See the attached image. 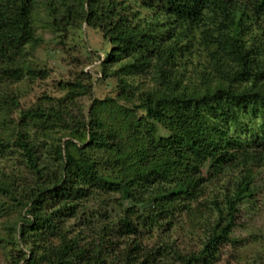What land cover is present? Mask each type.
Here are the masks:
<instances>
[{
  "label": "trees",
  "instance_id": "1",
  "mask_svg": "<svg viewBox=\"0 0 264 264\" xmlns=\"http://www.w3.org/2000/svg\"><path fill=\"white\" fill-rule=\"evenodd\" d=\"M43 2L56 32L84 23L100 29L114 46L104 66L121 57L124 62L116 72L122 77L118 97L95 99L88 121H70L62 109L22 112L27 124L21 122L17 145L33 184L18 193L0 180V193L13 202L8 206L22 208L21 225L14 229L30 247L28 264H157L151 261L162 247L149 252L139 237L120 249L119 239L139 232L136 221L158 225L193 211L206 184L242 165L243 176L229 183L223 200L213 199L218 219L201 250L176 252L173 262L208 264L221 242L233 240L239 205L253 198L248 166L264 161V0ZM38 4L0 0V84L34 73L23 55L27 45L40 41ZM202 53L207 58L196 68L199 83L186 69L190 56ZM148 70L152 88L125 78ZM69 87L71 100L88 93L81 83ZM251 117L262 120L260 127L245 132ZM29 120L37 127L34 138ZM0 145L6 147L1 139ZM111 192L129 203L122 214L98 228L87 216L82 228L90 226L95 236L84 230L71 235L67 222L88 205L107 217L103 206ZM6 203L1 200L0 207Z\"/></svg>",
  "mask_w": 264,
  "mask_h": 264
},
{
  "label": "rangeland",
  "instance_id": "2",
  "mask_svg": "<svg viewBox=\"0 0 264 264\" xmlns=\"http://www.w3.org/2000/svg\"><path fill=\"white\" fill-rule=\"evenodd\" d=\"M38 1L35 25L40 41L27 45L23 55V60L33 67L34 73L32 75L25 73L17 81L9 80L0 84V94L4 97L3 100L0 99V139L6 143V147L0 145V180L12 183L18 193L33 184L27 158L17 145V132L21 128V122L27 124L22 112L62 109L70 121L83 117L88 121L90 107L95 99L118 97L122 77L116 72L124 62V57H121L111 65L104 66L114 46L100 29L84 23L77 27H69L64 32H56L46 4L43 0ZM141 12L147 13L146 9ZM206 58L205 53H202L200 58L190 56L189 60H192V63L188 64L186 70L195 82H201L199 69L196 68L199 62ZM202 65L203 63L200 66ZM105 69L109 75L104 74ZM152 74L148 70L143 76L130 75L125 78L135 86L148 89L155 86ZM78 83L85 85L88 93L71 100L69 86ZM137 113L141 116L145 114V110L138 109ZM252 118L245 121L247 129L243 131L246 132L248 127H260L262 120ZM29 121L30 127L27 131L30 137L34 138L37 127L33 120ZM249 167H253L255 180L253 198L239 205L238 225L231 234L233 240L221 242L215 257L211 258L208 264H264V161L260 165L254 163ZM244 168L242 165L227 168L215 180L206 184L207 188L199 200L193 203V211H183L158 225L146 226L136 221L138 227L136 231H139L137 234H125L120 239L116 236L115 240L119 239L120 249H124L135 238L141 237L142 244L149 246L147 249L149 252L153 248L156 251L160 247L163 248L151 261L157 264H174L176 252H180L181 255L198 253L208 239L210 226L218 219L213 199L223 200L229 183L233 185L235 181L240 180ZM107 198L108 201L103 206V212L108 210L107 217L96 215L94 213L96 209L88 205L86 213L82 212L67 222L70 234L75 235L84 230L95 236L94 231L89 229L90 226L82 228V219L90 216L93 222L90 224L91 227L98 228L121 215L122 210L129 206L127 200H122L121 194L111 192ZM1 200L7 202V206L0 207V264H28L31 256L30 247L19 240V234L14 229L16 224L18 227L21 225L22 208L16 205L8 206L13 202L3 193H0ZM165 245L171 247L167 248ZM198 263L203 264L200 261Z\"/></svg>",
  "mask_w": 264,
  "mask_h": 264
}]
</instances>
